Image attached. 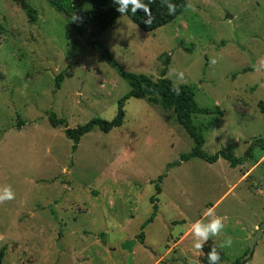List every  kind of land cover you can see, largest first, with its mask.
I'll use <instances>...</instances> for the list:
<instances>
[{"label": "rangeland", "instance_id": "1", "mask_svg": "<svg viewBox=\"0 0 264 264\" xmlns=\"http://www.w3.org/2000/svg\"><path fill=\"white\" fill-rule=\"evenodd\" d=\"M186 1L152 32L123 15L82 37L49 0H0V189L14 193L0 202V264H127L121 245L137 240L153 196L158 212L145 241L137 240L134 264H208L205 249L213 247L223 253L219 264L248 254L264 222L260 147L236 168L222 158L181 162L193 140L173 110L147 99H128L121 127L94 128L76 150L48 117L53 112L69 128L111 121L130 85L107 54L123 71L155 81L169 57L166 78L192 87L200 108L224 112L192 116L204 151L243 158L264 140V0ZM77 4L85 10L83 0ZM208 209L225 218L224 229L196 250L192 225L207 222ZM226 237L231 246L218 247ZM245 261L264 264V232Z\"/></svg>", "mask_w": 264, "mask_h": 264}, {"label": "trees", "instance_id": "2", "mask_svg": "<svg viewBox=\"0 0 264 264\" xmlns=\"http://www.w3.org/2000/svg\"><path fill=\"white\" fill-rule=\"evenodd\" d=\"M51 6L56 9L59 13L63 14L67 22L74 28L76 33L82 37L90 33L92 36H97L114 26L120 14L115 11V7L111 0H83L86 4L84 6L85 10H80L78 8L79 0H49ZM175 6V11L169 15L168 9L164 3V0H152L149 4L150 13L152 16L151 24H144L145 14L137 10L135 14H125L127 15L141 30L144 32H152L159 29L160 27L168 24L174 20L182 11L186 8V0H167ZM147 3V0H145ZM28 13L30 18L34 21V10L28 6ZM73 16L78 17L74 22L72 21ZM107 59L109 63L115 67L119 72H121L122 78H124L130 85V91L119 100L118 111L115 118L111 121L102 118H93L89 122L83 125H79L76 128H69L65 119L58 118L53 112L48 113L50 123L53 127L64 126L65 136L73 142V150H76L81 138L87 133L91 132L94 128H99L104 133H109L112 129L121 127L124 124L125 111L124 106L128 99H147L151 103L159 104L164 110H173L176 119L182 128L187 132L190 138L194 142V147L190 153L181 156L180 160L189 161L192 158H199L203 161L213 164L219 158L226 160L232 168L237 166H242L253 160L252 150L254 147H260L264 151V140L257 139L254 140L243 158H238L230 152H220L214 156H210L203 149L205 143V138L200 130L193 123L192 116L194 114H219L224 116V112L220 109H209L200 108L195 102V92L192 87L187 85H176L170 79L166 78L168 73V62L169 57L166 60L165 67L162 71V77L158 80H153L144 74H135L123 71V69L118 65L111 54H107ZM63 74L61 73L57 78V87L60 88L62 82ZM179 88V94L173 91V88ZM260 112L264 115V103L259 102L258 104ZM179 164V163H178ZM162 181L159 177L158 183ZM161 189L159 184H156V194L159 195ZM158 198L153 196L151 198V203L153 204V213L151 217L142 225L141 233L136 237L140 243L145 241L144 229L146 226L153 222L158 212ZM210 249H205V253L208 256ZM220 255V260L223 257V253L216 249ZM3 257V251L0 255V261ZM246 261H241V259L236 260L234 264H245Z\"/></svg>", "mask_w": 264, "mask_h": 264}, {"label": "clouds", "instance_id": "3", "mask_svg": "<svg viewBox=\"0 0 264 264\" xmlns=\"http://www.w3.org/2000/svg\"><path fill=\"white\" fill-rule=\"evenodd\" d=\"M112 4L115 7V11L123 16L125 14H135L137 10L142 11L145 14L144 24L148 25L152 23V16L149 9V4L152 3V0H111ZM164 3L168 9V14L171 15L175 11V6L171 3H168L167 0H164ZM78 17L73 16L72 21H76ZM215 61H213L214 63ZM264 64V62H262ZM178 79H183V73H177ZM173 91L176 94H179V88H173ZM14 199V193L9 186H5L0 189V202L10 201ZM206 215L209 217L207 222L197 221L192 225V235L193 242L192 248L200 250L205 242L209 240L210 237H216L223 232L224 229V217L217 216L214 213L213 209H208ZM232 244L231 238L226 237L218 247H230ZM220 255L216 251V247H213L208 252V264H219Z\"/></svg>", "mask_w": 264, "mask_h": 264}, {"label": "water", "instance_id": "4", "mask_svg": "<svg viewBox=\"0 0 264 264\" xmlns=\"http://www.w3.org/2000/svg\"><path fill=\"white\" fill-rule=\"evenodd\" d=\"M227 18L231 19L232 17H227ZM263 232H264V222L262 223L257 233L253 235L251 239L249 240V252L243 259H241V261L247 260L251 257L254 251V247L257 241L261 238ZM136 244H137V240L134 239V240L125 241L124 244L121 245V249L128 253L127 264H134V247Z\"/></svg>", "mask_w": 264, "mask_h": 264}]
</instances>
